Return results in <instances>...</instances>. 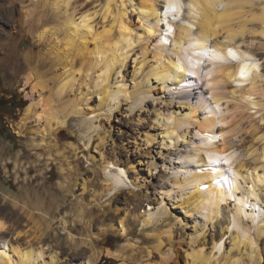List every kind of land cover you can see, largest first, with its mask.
I'll list each match as a JSON object with an SVG mask.
<instances>
[{"label":"bare ground","instance_id":"obj_1","mask_svg":"<svg viewBox=\"0 0 264 264\" xmlns=\"http://www.w3.org/2000/svg\"><path fill=\"white\" fill-rule=\"evenodd\" d=\"M126 1L108 0L106 11L113 14V22L109 28H103L102 33L96 34L95 26L92 25L93 13L83 12L78 17L76 10L72 11V0H31L35 11H32L31 18L33 25L25 28V23L18 19L16 23L20 22V25L15 23L13 28H23L19 29V33L31 37L35 43L45 45L43 49L46 52L40 53L39 57H45L53 67L64 66V73L59 76V80L66 77L57 95L63 98L69 93V99L57 108L51 99L48 101L42 97L45 91L43 87L39 102L27 107L23 126L36 119L40 125L36 133L43 135L42 143L45 144L48 137L56 141L67 127L70 117L84 115L89 129L99 134L103 129L102 119L113 116L123 105L130 104L134 112L138 107L143 109V104L150 99H166L156 102L159 108L154 110V128L160 131L161 136L158 149L171 155L177 152L175 158L160 157L163 159L161 167H171L174 183L163 185L162 201L158 208L149 209L157 211L145 216L143 226L157 229L165 225L171 210L166 199L180 203L185 214L191 217L197 233L198 228L203 231L211 224L217 228V233L211 238V251L205 253L207 240L199 249L192 246L185 264H221L222 258L225 259L223 264L230 261H233L230 264H264V132L252 124L258 137L244 154H239V149L232 142L237 130L236 127L232 128L236 112L241 114L247 111L250 116L259 114L256 117L264 114L261 113L264 111L262 63L244 41L247 33H257L248 28L256 22L262 26L263 30H259V34L264 37V6L261 11L255 12L256 6L264 4V0H164L162 3L160 0H138L137 3L129 0L133 12H138L144 24L143 34L138 35V40L146 38L148 42H156L151 62L147 61L146 51L138 68L134 66L133 86H129L122 74L137 40L126 10ZM113 4L116 5L115 11ZM86 8L88 5L82 9ZM47 9L57 19V27L47 24ZM84 17L88 18L86 24ZM236 21L237 25L234 24ZM90 37L93 38L92 42ZM90 43L94 46L91 47ZM33 53V50L27 52V58L31 59ZM72 55L79 57L80 61L71 67L70 63L65 66ZM140 74L143 80L139 82L137 76ZM115 75L117 77L114 78ZM78 79L81 86L91 82L94 89L88 93L96 94L99 106L102 111L105 110L97 116V122L90 119L92 115L96 117L94 111L85 115L86 111L78 101L79 95L70 98ZM199 79H204L201 88L195 85ZM188 85L194 87L190 92L186 89ZM83 100L87 107L89 95ZM229 104L235 105L237 111L232 112ZM163 108H168L169 113H163ZM137 121L141 123L142 117L139 116ZM17 131L22 134V130ZM92 137L86 147L90 145ZM99 138L103 143L105 137ZM155 139L156 135L146 133V144L151 145ZM100 156L104 162V155ZM159 165L156 164V170ZM108 168L118 171L117 174L112 173V170L106 171V183L112 191L117 192L121 185H128V182L138 186L129 176L130 170H136L135 166L131 165L127 170L110 162ZM83 186L86 191V182ZM39 205V213L45 215L44 205ZM222 213L225 214L224 221ZM177 218L182 221L180 216ZM174 229L170 226L159 233L161 237L157 239V250L163 248L166 241L172 242ZM9 231L8 224L0 219V264L64 262L57 253H51L50 259L46 260L43 247H34L28 242L27 247H24L11 240H2V235ZM119 232L122 236L128 233L124 220L120 222ZM225 235L228 236L227 240L231 239L227 256ZM70 239L71 243L77 244L72 234ZM82 244L88 246L86 240ZM234 249L241 253L239 258L232 260L230 253ZM108 255L120 257L118 253ZM166 255L172 257L173 251L169 249ZM79 264L94 262L89 259Z\"/></svg>","mask_w":264,"mask_h":264},{"label":"rangeland","instance_id":"obj_2","mask_svg":"<svg viewBox=\"0 0 264 264\" xmlns=\"http://www.w3.org/2000/svg\"><path fill=\"white\" fill-rule=\"evenodd\" d=\"M163 1L160 0V3ZM126 4L138 40V35L143 34L144 24L141 23L138 12H133L131 2L127 0ZM84 5H88L86 10L82 9ZM107 6L108 0H72L71 5L78 17L84 13H93L92 25L95 26L96 34L102 33L103 28H109L113 22V14L107 13ZM262 6L264 4L256 6L255 12L261 11ZM112 7L115 11L116 5L113 4ZM32 11L31 0H0V219L8 224L11 231L2 235V240H11L24 247H27V242L34 247H43L46 260L50 259L51 253H57L60 260L64 261L62 264H79L89 259L94 264H185L191 247L199 249L205 240V253H209L212 249L211 238L217 233V228L212 224L205 231L198 228V233L201 234L199 237L191 217L185 214L180 203L166 199L171 210L165 225L157 229L143 226L145 216L157 211L149 209L158 208L162 201L163 185L174 183L171 167H161L163 159L160 157L175 158L177 152L171 155L158 149L161 146V136L160 131L154 128V110L159 108L156 102L166 99H150L143 104V109L138 107L140 110L136 109L134 112L131 111L130 104L123 105L113 116L102 119L103 129L99 134L89 129L90 125L85 122L84 115L70 117L67 129L57 136L56 141L48 137L45 144L42 143L43 135L36 133L40 126L36 119L23 126L30 104L39 102L43 97L48 101L51 99L58 108L69 99V93L63 98L57 95L59 86L66 77L65 75L63 80H59V76L64 73V66L53 67L45 57H39L40 53L46 52L43 49L45 45L35 43L31 37L19 33V29L23 28H13L18 19L25 23V28L32 26L31 18L35 12ZM50 12L47 9L46 22L50 27H57L58 21ZM16 24L20 25V22ZM234 24L237 25L238 21ZM253 24L248 28L259 34L263 30L262 26L257 22ZM249 34L244 37V41H247L245 44L260 59L264 72V37ZM92 37L89 38L90 42ZM137 40L128 66L122 73L129 86H133L134 66L138 68L146 51L147 61L151 62L156 44L155 41L148 42L146 38ZM90 46L93 47L94 44L90 43ZM30 50L34 51V56L28 59L27 52ZM70 57L65 66L70 63L71 67L73 63L80 61L79 57ZM118 77L122 80L121 76ZM137 79L142 81L143 75H138ZM203 80H197L195 85L201 88ZM80 82L78 79L75 92L70 98L79 95L78 101L86 111L85 115L94 111L96 117L92 115L90 119L97 122V116L105 110L102 111L99 106V97L88 93L94 89L91 82L86 83L89 84L88 87L86 84L81 86ZM43 87L45 91L40 98L39 93ZM193 88L190 85L186 89L190 92ZM87 95L90 101L86 107L83 99ZM209 96L210 94L208 98ZM229 109L237 111L232 104H229ZM162 111L169 113L168 108H163ZM235 114L232 128L236 127L237 130L232 142L239 149L238 153L244 154L258 137L252 124L264 132V114L261 117H256L259 114L250 116L247 111ZM139 116L143 119L141 123L137 121ZM18 129L22 130V134ZM146 133L156 135L151 145L146 144ZM90 136L95 137H92L90 145L86 147ZM99 136L105 137L103 143ZM100 154L104 155V162L101 161ZM110 162L127 170L131 165L135 166L136 170H130L129 176L138 186H132L128 182V185H121L117 192L112 191L106 183V171L112 170L116 174L118 171L108 168ZM156 164H160L157 170ZM84 182L87 184L86 191L83 190ZM39 204L44 205L45 215L39 213ZM179 216L182 221L177 218ZM224 217L225 214L222 213L223 221ZM122 220L128 228L126 236L119 232ZM170 226L175 227L172 242L166 241L164 247L157 250V239L161 237L159 233ZM70 234L76 238L77 244L71 243ZM227 235L224 237L226 240ZM85 240L89 247L82 244ZM230 242L231 239H228L225 245L226 256L231 249ZM169 249L173 251L172 257L166 255ZM109 253H118L120 257L109 256ZM240 253L234 249L230 258H239ZM224 261L222 258L221 264Z\"/></svg>","mask_w":264,"mask_h":264},{"label":"snow or ice","instance_id":"obj_3","mask_svg":"<svg viewBox=\"0 0 264 264\" xmlns=\"http://www.w3.org/2000/svg\"><path fill=\"white\" fill-rule=\"evenodd\" d=\"M69 2H70V0H69ZM83 20H84V22H85V24H86L88 18H87V17H84ZM89 31H91V29H89ZM180 71L182 72V71H183V68H181ZM241 74L243 75V70H241Z\"/></svg>","mask_w":264,"mask_h":264}]
</instances>
